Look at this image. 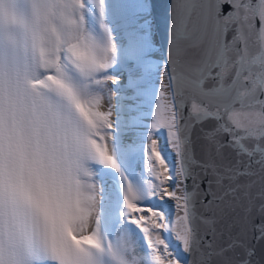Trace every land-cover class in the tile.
I'll return each mask as SVG.
<instances>
[{
    "label": "snow or ice",
    "instance_id": "1",
    "mask_svg": "<svg viewBox=\"0 0 264 264\" xmlns=\"http://www.w3.org/2000/svg\"><path fill=\"white\" fill-rule=\"evenodd\" d=\"M152 10L0 0V264H264V0Z\"/></svg>",
    "mask_w": 264,
    "mask_h": 264
},
{
    "label": "water",
    "instance_id": "2",
    "mask_svg": "<svg viewBox=\"0 0 264 264\" xmlns=\"http://www.w3.org/2000/svg\"><path fill=\"white\" fill-rule=\"evenodd\" d=\"M153 5L151 19L153 21V33L157 42L159 55L162 56V46L166 38L167 29V3L168 0H151Z\"/></svg>",
    "mask_w": 264,
    "mask_h": 264
},
{
    "label": "bare ground",
    "instance_id": "3",
    "mask_svg": "<svg viewBox=\"0 0 264 264\" xmlns=\"http://www.w3.org/2000/svg\"><path fill=\"white\" fill-rule=\"evenodd\" d=\"M154 40H155V42H156L155 37H154ZM156 45H157V42H156ZM157 48H158V46H157ZM158 55H159V52H158ZM159 56H160V55H159ZM159 76H160V78H162V76H163V68H161V71H160V73H159ZM112 103L115 104V99L112 100Z\"/></svg>",
    "mask_w": 264,
    "mask_h": 264
}]
</instances>
